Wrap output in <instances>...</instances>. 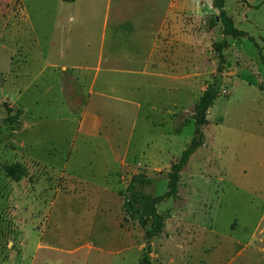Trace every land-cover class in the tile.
Wrapping results in <instances>:
<instances>
[{
	"label": "rangeland",
	"instance_id": "374dc122",
	"mask_svg": "<svg viewBox=\"0 0 264 264\" xmlns=\"http://www.w3.org/2000/svg\"><path fill=\"white\" fill-rule=\"evenodd\" d=\"M224 8L257 45L210 27L213 0H0V264H139L121 192L136 174L166 191L223 41L205 144L149 257L264 264V0ZM16 162L20 181L2 167Z\"/></svg>",
	"mask_w": 264,
	"mask_h": 264
},
{
	"label": "trees",
	"instance_id": "16d2710c",
	"mask_svg": "<svg viewBox=\"0 0 264 264\" xmlns=\"http://www.w3.org/2000/svg\"><path fill=\"white\" fill-rule=\"evenodd\" d=\"M65 3H73L76 0H63ZM225 0H213V5L219 10V19L224 26L225 33H229L235 38L248 37L256 45L255 38L248 34V32L238 29L231 16L227 14L224 8ZM217 17L210 21V27L217 24ZM227 47V42H215L214 49L219 54L218 76L216 80L209 84L205 89L194 108V131L190 143L182 151L180 157L171 165L167 174V189L162 194L153 193L152 189L155 184V179L152 177L136 174L130 179L126 190L121 192L123 196V211L124 218L132 222H137L140 226L145 228L144 253L139 261V264H153L149 253L152 249L151 240L160 235L165 227V217L159 211V206L168 199H175L179 193V183L181 172L188 165L192 155L205 144V135L202 127L207 123V117L210 108L213 106L215 100L220 96V79L226 63V56L224 50ZM264 63V56L262 55ZM8 112L12 113L11 108ZM12 115L13 118H17ZM6 176L20 181L26 177L25 167L21 163H5L2 165Z\"/></svg>",
	"mask_w": 264,
	"mask_h": 264
},
{
	"label": "crops",
	"instance_id": "0c3cea01",
	"mask_svg": "<svg viewBox=\"0 0 264 264\" xmlns=\"http://www.w3.org/2000/svg\"><path fill=\"white\" fill-rule=\"evenodd\" d=\"M64 2V1H63ZM78 2V0H76L75 2L73 3H66V4H76ZM65 3V2H64Z\"/></svg>",
	"mask_w": 264,
	"mask_h": 264
},
{
	"label": "water",
	"instance_id": "95a60500",
	"mask_svg": "<svg viewBox=\"0 0 264 264\" xmlns=\"http://www.w3.org/2000/svg\"><path fill=\"white\" fill-rule=\"evenodd\" d=\"M217 20H219V18L217 17Z\"/></svg>",
	"mask_w": 264,
	"mask_h": 264
}]
</instances>
